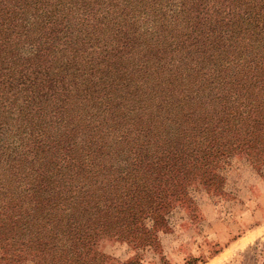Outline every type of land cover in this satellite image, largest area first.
Listing matches in <instances>:
<instances>
[{"label":"trees","instance_id":"obj_1","mask_svg":"<svg viewBox=\"0 0 264 264\" xmlns=\"http://www.w3.org/2000/svg\"><path fill=\"white\" fill-rule=\"evenodd\" d=\"M227 140L264 166V0H0V259L159 254Z\"/></svg>","mask_w":264,"mask_h":264},{"label":"rangeland","instance_id":"obj_2","mask_svg":"<svg viewBox=\"0 0 264 264\" xmlns=\"http://www.w3.org/2000/svg\"><path fill=\"white\" fill-rule=\"evenodd\" d=\"M222 150L218 190L194 191L192 208L176 204L167 227L156 230L159 254L103 239L97 249L108 258L104 264H125L132 256L139 264H264V166L253 168L236 141Z\"/></svg>","mask_w":264,"mask_h":264}]
</instances>
